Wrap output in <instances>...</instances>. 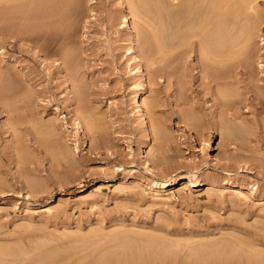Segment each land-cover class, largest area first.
Returning <instances> with one entry per match:
<instances>
[{
	"label": "rangeland",
	"instance_id": "1",
	"mask_svg": "<svg viewBox=\"0 0 264 264\" xmlns=\"http://www.w3.org/2000/svg\"><path fill=\"white\" fill-rule=\"evenodd\" d=\"M141 1L0 0V264H264V0L218 70L152 49L200 1Z\"/></svg>",
	"mask_w": 264,
	"mask_h": 264
},
{
	"label": "bare ground",
	"instance_id": "2",
	"mask_svg": "<svg viewBox=\"0 0 264 264\" xmlns=\"http://www.w3.org/2000/svg\"><path fill=\"white\" fill-rule=\"evenodd\" d=\"M131 1V0H130ZM133 1V3H132V6H133V8L136 10V11H139V8H138V4H137V2L139 1V0H132ZM141 1V0H140ZM143 1V0H142ZM141 1V2H142ZM189 1H191V0H189ZM195 1V0H194ZM197 1V5H198V1H200L201 3H202V8H201V11L200 12H198V10L196 9V11H195V8H191V9H194V11H195V14L198 12V14L196 15L197 17L195 18H192V17H190L189 16V19L187 18V20H189L187 23H185V22H183V23H185V24H183V26H182V28H181V32H179V34L180 35H177L178 37H174V41H171V39H170V41H171V43L170 42H165V44H168V45H163L164 44V42H162V44L161 43H159L161 40L160 39H158V40H156V41H159L158 43H156V44H154L153 45V48L152 49H155V52L157 53V51L161 54V53H165V55H160V56H165L166 57V55H168L169 53H175V51L177 50V52L179 51L178 49H180V48H185V46L187 45V38H191L192 36H198V38L200 37V35H201V41H202V39H204V42H202V44L200 45V51H199V53L201 54V56H202V58L201 59H203L204 60V64H205V62H206V66L208 65V68L210 67L211 69L213 68V67H211V66H213L211 63L212 62H210V61H215L216 62V66L215 67H217V64H219V62H222L223 60H226V59H231L232 58V56H233V53H234V51L235 50H237L238 51V49H236L237 48V45H233L234 44V42H226L225 40H226V38L225 39H223L222 40V38L224 37V36H226V34H227V32H231L233 29H237L238 27L240 28V27H242L243 26V24L248 20V18H252V17H249V13H248V10L247 9H249L250 8V3L251 2H253L254 0H196ZM34 2L38 5V7H39V11H40V13H41V15L45 18V19H48V18H50V16H52V15H54L56 12H57V6H56V0H34ZM192 2H193V0H192ZM191 2V3H192ZM199 2V3H200ZM140 3V2H139ZM151 4V3H150ZM32 5V1H28L24 6H22L23 8H24V11L26 12V11H28L29 10V8H30V6ZM145 5V4H144ZM170 6H172V10H175V8H176V6H177V4L176 3H170L169 4ZM189 2H187V1H180L179 2V6L181 7V9L182 10H180V12L181 11H183L184 12V14L186 15L185 16V18L186 17H188L187 15H190L191 14V10L189 9ZM194 5V4H193ZM141 6V5H140ZM192 6V5H191ZM199 7H200V5H198ZM142 7V6H141ZM178 7V6H177ZM180 7H178V8H180ZM148 8V7H147ZM147 8H145V9H147ZM178 8H176L177 10H178ZM253 8V7H252ZM252 8H251V10H252ZM150 9V8H149ZM159 9V8H158ZM6 10V9H5ZM254 10V9H253ZM256 10V9H255ZM142 10H140V14L141 13H143V12H141ZM154 11V10H153ZM176 11V10H175ZM174 11V12H175ZM193 11V10H192ZM173 12V11H172ZM254 12H257V11H254ZM154 13V12H153ZM163 13V12H162ZM169 13V11L167 12V14ZM177 13V12H176ZM179 13V12H178ZM253 13V12H252ZM251 13V14H252ZM147 14V13H146ZM146 14H144V15H142V16H145L146 17ZM150 14V13H149ZM165 14V13H164ZM166 14V15H167ZM180 14H182V13H180ZM259 14V13H258ZM157 15V14H156ZM192 15V14H191ZM194 15V14H193ZM192 15V16H193ZM255 18L256 17H258V15L257 14H252ZM149 16V15H148ZM147 16V17H148ZM152 16V15H151ZM173 15H171V17H172ZM153 17V16H152ZM162 17V16H161ZM254 17H253V19H254ZM160 18V17H159ZM176 18V17H175ZM174 18V16H173V20L175 19ZM183 18V17H182ZM192 18V19H191ZM259 19V18H258ZM152 20V19H151ZM184 20V19H183ZM183 20H180V21H183ZM156 21V20H155ZM178 21H179V18H178ZM257 21V20H256ZM148 22V21H147ZM152 22H154L153 20H152ZM250 22H252V21H249V23ZM149 23V22H148ZM155 23L156 22H154V25H155ZM162 23H163V21H162ZM253 23V22H252ZM169 24V23H168ZM151 25V24H150ZM153 25V26H154ZM245 25V24H244ZM247 25V24H246ZM251 25V24H250ZM253 25V24H252ZM256 25V24H255ZM152 26V27H153ZM249 26V25H248ZM175 28V27H174ZM245 29V28H244ZM243 29V30H244ZM165 30H166V27H165ZM248 30H249V28L247 29V31L246 32H248ZM168 31H170V28L168 29ZM167 31V33H169ZM177 31V30H176ZM178 31H179V28H178ZM164 32V31H163ZM166 32V31H165ZM172 32V31H171ZM170 32V33H171ZM175 32V31H174ZM173 32V33H174ZM229 32V33H230ZM239 33V32H238ZM242 33V32H241ZM162 34H164V33H162ZM240 34V33H239ZM251 34V33H250ZM167 35V34H166ZM174 35L176 36V34L174 33ZM230 35V34H229ZM244 35H245V33H244ZM252 35V34H251ZM156 36V35H155ZM164 36V35H163ZM170 36V35H169ZM172 36H173V34H172ZM239 35H237V37H238ZM242 36V35H241ZM240 36V37H241ZM153 37V36H152ZM160 37V36H159ZM243 37H245V36H243ZM247 37H249L248 36V34H247ZM148 38V37H147ZM161 38H162V36H161ZM164 38V37H163ZM162 38V39H163ZM231 38V37H230ZM165 39H166V37H165ZM229 39V38H228ZM155 41V42H156ZM163 41H165V40H163ZM201 41H200V43H201ZM227 41H229V40H227ZM232 41H234V40H232ZM239 41V40H238ZM241 41V40H240ZM242 41H243V39H242ZM198 43V42H197ZM237 43V42H236ZM190 44V43H189ZM237 44H240L239 42L237 43ZM133 46L131 45V48H132ZM152 47V46H151ZM242 47V46H241ZM150 48V47H149ZM243 48H244V46H243ZM151 49V48H150ZM152 49H151V51H152ZM246 50H248V49H246ZM240 51V50H239ZM183 52H184V49H183ZM185 52H187V51H185ZM236 52V51H235ZM242 52V51H241ZM240 52V53H241ZM180 54H181V52H179ZM188 53V52H187ZM238 54V53H235V54H237V55H241V54ZM175 54H177V55H179L178 53H175ZM243 55H244V53H243ZM158 56H159V54H158ZM170 56V55H169ZM168 56V57H169ZM71 58V56L69 57V59ZM156 58V57H155ZM161 60L163 59L162 57H159ZM167 58V57H166ZM165 58V59H166ZM170 58V57H169ZM172 58V57H171ZM175 58H177V56L175 55ZM179 58V57H178ZM68 59V58H67ZM68 59V60H69ZM173 59H174V57H173ZM233 59V58H232ZM66 59H64V61H65ZM155 61H156V59H154ZM158 60V62H160V60L159 59H157ZM176 60V59H175ZM202 60V61H203ZM63 61V62H64ZM155 61H152L153 63L155 62ZM199 61V60H198ZM3 62V61H2ZM73 62V61H72ZM214 62V63H215ZM227 61H224V64L226 63ZM230 62V61H229ZM228 62V63H229ZM213 63V64H214ZM223 63V62H222ZM222 63H220V66H221V64ZM66 64V63H65ZM72 64V63H71ZM4 65V64H3ZM225 65H227V64H225ZM238 65H240V64H238ZM1 63H0V69H2L1 68ZM203 66V65H202ZM205 66V67H206ZM223 66V65H222ZM2 67H4V66H2ZM165 67V66H164ZM167 67V66H166ZM214 67V68H215ZM139 68V67H138ZM213 68V69H214ZM220 68V67H219ZM212 69V70H213ZM216 69V68H215ZM211 70V71H212ZM217 70H218V67H217ZM220 70V69H219ZM223 70V69H222ZM226 70V69H225ZM1 71V70H0ZM6 71V70H5ZM4 71V72H5ZM3 72V71H2ZM215 72H217V71H215ZM209 73H210V71H209ZM218 73V72H217ZM221 73V72H220ZM211 74H212V72H211ZM1 77H3V75L1 76ZM5 78V77H4ZM224 79V78H223ZM1 82V81H0ZM4 83V82H3ZM1 85V84H0ZM2 89V88H1ZM224 93V92H223ZM4 94V93H3ZM220 94V93H219ZM219 96V95H218ZM140 95L138 94V92H136L135 93V99L133 100V106L134 107H136L137 109H136V111L138 112V111H141V108H140V106H141V103H140ZM223 99V98H222ZM218 100H219V98H218ZM225 100V99H224ZM221 103H222V100H221ZM223 104H225L224 102H223ZM155 107V105L153 104V103H151L150 102V104L148 103V105H147V108L148 109H153ZM194 110V109H193ZM220 111V110H219ZM217 112V111H216ZM219 113V112H218ZM217 113V114H218ZM226 113H227V111H226ZM192 115H194V114H192ZM217 116V115H216ZM220 117V116H219ZM223 117V116H222ZM195 119H197V118H195ZM194 119V120H195ZM221 119V118H220ZM219 119H217V117H216V121H218ZM198 121V120H197ZM221 121H222V119H221ZM218 123V122H217ZM144 127V126H143ZM160 128V127H159ZM173 183V181H168V182H165V181H159L158 182V185H159V187H163V188H166L168 185H170V184H172ZM162 240V239H161ZM201 244H199V245H197V246H199L201 249H198V250H202V248L204 247V248H207V246L205 245V246H203V245H201ZM156 247H157V245H155ZM152 247H154V245L152 246V245H150L149 244V246H144L141 250H140V255L138 254L137 256H138V258L136 259V263L137 264H144L145 262H146V258L144 257V254H145V251H147V252H150V258H152V254H157V252H160V250L158 251L157 250V248L156 247H154V248H152ZM198 247V248H199ZM210 247H211V245H210ZM149 248H152V249H149ZM159 248H160V245H159ZM209 248V247H208ZM195 249H197V248H195ZM212 248H210V250H211ZM214 249H216L215 247H214ZM164 250V249H163ZM189 250V249H188ZM197 250V251H198ZM207 250V249H206ZM192 251H193V249H192ZM213 251H215V250H213L212 249V251H209L208 250V252H210V254L213 252ZM137 252V253H138ZM162 252V251H161ZM165 252V251H164ZM195 252V251H194ZM199 252V251H198ZM197 252V253H198ZM203 252H206V251H203ZM168 253H169V251H167V255H165V256H167V258H168ZM199 253H202V252H199ZM164 254V253H163ZM163 254H161V256L163 255ZM205 254V253H204ZM207 255H208V253H206ZM215 255H216V251H215V253H214ZM214 254H213V256H209L208 255V257H207V255H206V257L204 258V256H203V261H201V258L199 259L200 261H198L197 260V258H196V260L199 262V263H196V260L194 259V260H192V262H195L196 264H216V257L217 256H214ZM125 255V254H124ZM148 256H149V253L147 254ZM146 255V256H147ZM186 255V254H185ZM185 255H183L184 257H185ZM189 255V254H188ZM198 255V254H197ZM202 255H203V253H202ZM45 256H46V254H45ZM158 256V255H157ZM160 256V255H159ZM179 256V255H178ZM178 256H174L173 255V257L171 256L170 258H169V260H172V262L173 263H178V262H181L180 260H178L179 258H178ZM182 256V255H181ZM187 256V255H186ZM122 257H123V255H122ZM199 257V256H198ZM251 257V256H250ZM255 257V256H254ZM114 258H115V256H114ZM113 258V259H114ZM117 258V257H116ZM147 258H149V257H147ZM162 258V259H161ZM160 259V261H159V257L157 258V259H155V260H158L159 261V263L161 262H164V260H163V256L161 257ZM178 258V259H177ZM130 259V258H129ZM133 259V258H132ZM164 259H165V257H164ZM183 259V258H182ZM185 259V258H184ZM104 260V259H103ZM150 260V259H149ZM167 260V259H166ZM205 260V261H204ZM79 261V260H78ZM148 261V260H147ZM184 261V260H183ZM77 262V261H76ZM114 262V261H113ZM133 262V261H132ZM134 262V263H135ZM149 262H151V260L149 261ZM154 262V261H153ZM186 262V261H185ZM184 262V263H185ZM37 263V262H36ZM75 263V262H74ZM119 263V262H118ZM125 263V262H124ZM135 263V264H136ZM148 263V262H147ZM183 263V262H182ZM194 263V264H195ZM38 264V263H37ZM65 264V263H64ZM70 264V263H69ZM78 264V263H77ZM132 264V263H131Z\"/></svg>",
	"mask_w": 264,
	"mask_h": 264
}]
</instances>
